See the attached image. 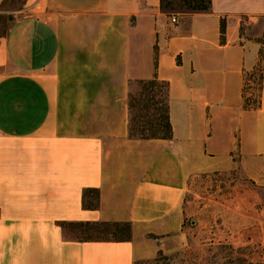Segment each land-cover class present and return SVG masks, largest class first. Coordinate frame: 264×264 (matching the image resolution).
<instances>
[{
    "label": "crops",
    "instance_id": "0c3cea01",
    "mask_svg": "<svg viewBox=\"0 0 264 264\" xmlns=\"http://www.w3.org/2000/svg\"><path fill=\"white\" fill-rule=\"evenodd\" d=\"M10 1L0 264H143L186 245L193 178L241 168L264 188V0L176 14L161 0ZM152 79L168 85L171 136L132 139L130 85ZM86 224L130 237L68 235Z\"/></svg>",
    "mask_w": 264,
    "mask_h": 264
},
{
    "label": "rangeland",
    "instance_id": "374dc122",
    "mask_svg": "<svg viewBox=\"0 0 264 264\" xmlns=\"http://www.w3.org/2000/svg\"><path fill=\"white\" fill-rule=\"evenodd\" d=\"M207 3L208 0H163L162 7L173 14L199 12ZM10 4L11 8L18 5L13 0ZM12 19L10 12H0V35ZM260 71L261 66L257 65L251 92L254 102ZM157 99L161 102L158 107H162L163 97ZM134 104L133 132L138 127L136 123L141 122L138 117L142 103L136 97ZM187 198L191 202L192 223L185 225L186 245L169 254L159 253L143 264H264V188L258 189L249 182L241 168L193 178ZM67 233L82 239L126 238L125 232L101 224L75 226L68 228Z\"/></svg>",
    "mask_w": 264,
    "mask_h": 264
},
{
    "label": "trees",
    "instance_id": "16d2710c",
    "mask_svg": "<svg viewBox=\"0 0 264 264\" xmlns=\"http://www.w3.org/2000/svg\"><path fill=\"white\" fill-rule=\"evenodd\" d=\"M163 0H161L162 4ZM210 1L208 0L207 7L202 11H207L209 9ZM162 6V5H161ZM199 11V12H202ZM194 12V11H193ZM167 83L158 81L157 79L138 81L130 85L128 93V135L132 139H168L171 136V126L169 122V111H168V99H167ZM134 88V89H133ZM163 91H160V89ZM162 96V107H158L161 103L157 98ZM139 99L141 106L139 109V119L136 131L133 132V110L135 108V98ZM141 110L144 112L141 113ZM157 115L160 116L157 119ZM93 191H87L91 193ZM95 193V198L97 199V193ZM84 197V195H83ZM84 205V204H83ZM90 224H86L87 226ZM93 225V224H92ZM95 225V224H94ZM104 226H113L118 232H125L126 238H115L114 240L129 239L130 237V227L129 225H108L101 224ZM124 228V230H121ZM102 240V239H97Z\"/></svg>",
    "mask_w": 264,
    "mask_h": 264
},
{
    "label": "built area",
    "instance_id": "2783aa9c",
    "mask_svg": "<svg viewBox=\"0 0 264 264\" xmlns=\"http://www.w3.org/2000/svg\"><path fill=\"white\" fill-rule=\"evenodd\" d=\"M171 23L175 25L176 24V19L175 18H171Z\"/></svg>",
    "mask_w": 264,
    "mask_h": 264
}]
</instances>
